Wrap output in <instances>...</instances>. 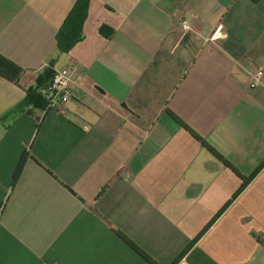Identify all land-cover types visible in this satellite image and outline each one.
I'll return each instance as SVG.
<instances>
[{
  "label": "crops",
  "instance_id": "1",
  "mask_svg": "<svg viewBox=\"0 0 264 264\" xmlns=\"http://www.w3.org/2000/svg\"><path fill=\"white\" fill-rule=\"evenodd\" d=\"M0 54V264H264V166L239 192L184 126L264 163V0H0ZM65 67L60 108L25 103Z\"/></svg>",
  "mask_w": 264,
  "mask_h": 264
},
{
  "label": "trees",
  "instance_id": "2",
  "mask_svg": "<svg viewBox=\"0 0 264 264\" xmlns=\"http://www.w3.org/2000/svg\"><path fill=\"white\" fill-rule=\"evenodd\" d=\"M253 1H258V0H253ZM81 22H82V18L80 23H78L77 25H71L70 27V31L74 32V36L71 37V32L69 30L65 31V42L63 43V45L61 47V50L66 51L67 49H69V47H71L72 45H74L76 42H78L79 40L82 39V33H81ZM23 69L18 66L16 63H14L13 61H11L10 59H8L7 57L3 56L2 54H0V75L8 80L11 81H18L20 75L22 74ZM54 71L52 70H48L47 74L48 77L50 78V80L43 86V88L40 89V87L36 86V87H29L27 89V99L25 100V103H37L40 104L42 107L47 106V99L45 97V93H43L41 90L47 88L49 82L51 81V78L53 76ZM40 84V83H39ZM40 90V91H39ZM185 128L187 130H189V132L195 137L197 138L199 141H201V143L207 147L215 156H217L219 159H221L223 161V163L230 168L237 176H239V178H241L242 185L241 188L239 190V192H241L245 186L249 183L250 180H252L254 178V176L256 175V173L264 166V163L261 164V166H259V168L257 169V171H255V173L251 174L250 176L246 177L243 176L242 174H240V172L238 171L237 168H235L230 162H228L224 157H222L220 154H218L212 147H210L203 139L199 138L197 136L196 133H194L190 128H188L186 125H184ZM239 192L233 197L235 198ZM131 243V242H130ZM131 245L133 246V248L139 252L149 263L151 264H156L150 257H148L143 251H141V249H139L137 246H135L134 244L131 243ZM176 264V261L173 263Z\"/></svg>",
  "mask_w": 264,
  "mask_h": 264
},
{
  "label": "built area",
  "instance_id": "3",
  "mask_svg": "<svg viewBox=\"0 0 264 264\" xmlns=\"http://www.w3.org/2000/svg\"><path fill=\"white\" fill-rule=\"evenodd\" d=\"M184 30L188 27L183 26ZM221 30L215 32L218 36ZM73 67H65L54 71L51 81L45 89L47 107L60 108L70 97L72 92V73ZM250 86L252 88L264 86V70L257 68L250 72Z\"/></svg>",
  "mask_w": 264,
  "mask_h": 264
}]
</instances>
